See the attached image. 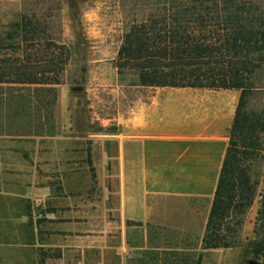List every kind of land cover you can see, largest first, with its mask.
<instances>
[{
	"label": "rangeland",
	"instance_id": "1",
	"mask_svg": "<svg viewBox=\"0 0 264 264\" xmlns=\"http://www.w3.org/2000/svg\"><path fill=\"white\" fill-rule=\"evenodd\" d=\"M164 1L171 0H0V37L28 19L69 50L56 84L0 80V206L20 207L24 218L22 244L0 247V264H58L61 249L50 234L56 232L52 224L59 219L57 211L65 208L60 204L63 196L82 193L85 202H94L101 228L92 233L104 242L119 240L110 237L112 227L106 221L105 193L116 188L106 159L116 155L113 135L123 132L124 88L139 78L130 70L118 72L117 54L132 21L154 13ZM238 1H249L264 12V0ZM253 84L245 107L260 110L264 65L253 75ZM260 200L257 195L253 202L259 208ZM171 205L176 215L172 211L170 220L136 231L130 241L137 249L126 253L124 264H264V232L255 233L257 215L248 228L245 213L232 246L205 248V203L181 198ZM88 232L81 233L79 246L84 263L96 262L100 253L90 246L96 241L87 238ZM32 238L35 246L24 245L33 243Z\"/></svg>",
	"mask_w": 264,
	"mask_h": 264
},
{
	"label": "trees",
	"instance_id": "2",
	"mask_svg": "<svg viewBox=\"0 0 264 264\" xmlns=\"http://www.w3.org/2000/svg\"><path fill=\"white\" fill-rule=\"evenodd\" d=\"M13 27L0 37V80L58 83L69 60L66 46L37 21L22 19ZM263 65L264 12L249 1H164L154 13L132 21L118 50V72H135L142 85L240 91L203 237L205 248L232 246L257 195L255 233L264 232V108L245 107L254 89L253 75Z\"/></svg>",
	"mask_w": 264,
	"mask_h": 264
},
{
	"label": "crops",
	"instance_id": "3",
	"mask_svg": "<svg viewBox=\"0 0 264 264\" xmlns=\"http://www.w3.org/2000/svg\"><path fill=\"white\" fill-rule=\"evenodd\" d=\"M239 99L240 91L229 88L126 85L123 132L113 135L116 155L106 159L113 167L108 176L116 182V188L105 193L106 221L112 227L110 237L119 236V240L104 242L103 236L92 233L101 228L94 202H85L82 193L71 199L63 196L60 204H66L65 208L57 211L59 219L51 223L56 232L50 235L57 237L61 249L55 261L124 264L126 253L137 249L130 241L136 231L148 223L170 220L172 211L176 215L171 204L181 198L205 203L202 223L206 224ZM258 210L259 204L253 203L246 213L245 227H253ZM21 214L20 207L0 206V247L22 244ZM84 230L89 231V240L96 241L90 246L100 249L96 262L84 263L79 258ZM32 239L33 243L24 245L35 246ZM147 243L146 238L143 245Z\"/></svg>",
	"mask_w": 264,
	"mask_h": 264
},
{
	"label": "water",
	"instance_id": "4",
	"mask_svg": "<svg viewBox=\"0 0 264 264\" xmlns=\"http://www.w3.org/2000/svg\"><path fill=\"white\" fill-rule=\"evenodd\" d=\"M249 264H260V263L257 262V261H254V260H250V261H249Z\"/></svg>",
	"mask_w": 264,
	"mask_h": 264
}]
</instances>
